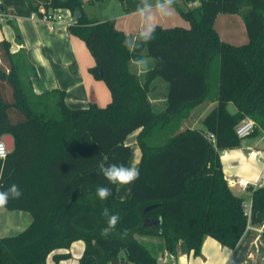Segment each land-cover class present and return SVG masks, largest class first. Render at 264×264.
Here are the masks:
<instances>
[{
  "label": "trees",
  "instance_id": "16d2710c",
  "mask_svg": "<svg viewBox=\"0 0 264 264\" xmlns=\"http://www.w3.org/2000/svg\"><path fill=\"white\" fill-rule=\"evenodd\" d=\"M83 6L82 0H50L45 9L82 11L67 28L94 58L90 73L110 90L105 107L70 108L60 89L36 94L38 72L26 52L0 42V141L10 135L15 142L0 159V190L16 184L22 192L3 208L31 217L18 235L0 237V264H47L49 258L59 264L78 241L85 244L79 264H159L160 254L199 256L206 237L232 250L256 229L264 239V186L235 195L221 162L222 152L243 147L236 133L243 121L255 123L249 137L264 133V0H183L175 7L190 27L157 26L155 38L140 47L114 19L88 20ZM219 14L242 17L247 44L220 39ZM141 58L153 61L150 71L135 69ZM216 62L215 106L202 129L182 130L192 111L212 99ZM158 80L166 86L161 109L151 101ZM136 132L140 176L130 197L120 199L119 184L109 183L98 164L129 165L126 141ZM100 186L111 189L106 200L96 194ZM105 208L120 216L107 238L101 236Z\"/></svg>",
  "mask_w": 264,
  "mask_h": 264
},
{
  "label": "crops",
  "instance_id": "0c3cea01",
  "mask_svg": "<svg viewBox=\"0 0 264 264\" xmlns=\"http://www.w3.org/2000/svg\"><path fill=\"white\" fill-rule=\"evenodd\" d=\"M101 1L103 0L96 2L98 3ZM82 2L83 4H92L90 0H82ZM148 2L150 4H155V0H148ZM182 2L183 0H174L170 8L154 9L152 16L147 21L143 17V13L137 12L140 0H119L118 6L120 10L116 12H110L106 4H104L105 6L102 4L103 12L100 16L89 12L85 6H83V12L88 20L94 22H104L109 19H114L116 28L133 38L136 37V34L145 23H148L154 28L157 26L163 28H189V23L180 15L175 7V4L181 5ZM49 4L50 0H0V11L10 16L6 22H0V42L3 40L9 41L13 53H17L21 49L26 52L28 59L38 72V76L32 80V87L36 94H43L50 90L60 89L65 92L66 104L70 108H86L91 104H95L99 107L107 106L112 100L110 90L102 80L96 79L90 73V68L94 66L95 62L85 43L78 37L71 35L65 25H60L53 29L48 23L32 18V13L35 12L32 6H39V9H45V6ZM197 5L198 3H194L191 6L196 7ZM57 11L67 19L71 16L68 11ZM64 12L67 13V16H64ZM15 26H17L20 31L21 41L17 39ZM214 26L220 39L226 43L240 46L247 44L249 41L245 23L239 14H219L215 20ZM144 60L147 65L153 63L149 58H145ZM136 67L135 69L139 72L142 71L138 66ZM156 86L157 88H155L152 93L151 101L161 109L167 101L166 86L160 80L157 81ZM215 96L216 95H213L210 101L207 100L203 102L192 111L190 117L183 122L182 130L195 129L196 124H202L203 118L215 106ZM206 103V107L199 116H193V112L203 107ZM231 105L232 103L228 105V110L230 113L235 114L237 108L235 111L231 110L230 107L234 109ZM137 135L138 132L128 137V139L130 137L132 138L131 143L128 142V139L126 141L127 144L131 146L132 153L133 150L138 147L136 143ZM253 146L257 149L253 150L252 147L248 146L243 141L242 148L227 150L221 153L223 172L235 195L242 196L247 195V193L246 190L241 189L239 186L233 187L231 181L243 178L250 183H254L264 173V159L255 155L257 150H264L258 148L255 144ZM139 161L140 158L135 161L134 165L138 166ZM129 165H132V161H130ZM132 185L133 183L129 185L119 184L117 192L118 198L126 199L130 197ZM17 213L21 214H16V217L26 222L29 226L31 223L30 215L27 214L28 216H26V213L22 212ZM1 231L2 229L0 228V232ZM254 231L261 232V229H256ZM139 240L147 243L148 238L140 237ZM81 242L82 241L75 242L68 251L71 254V258L59 264H68L69 262H71V264H79V259L85 249L84 242L83 244H81ZM246 243L247 242L240 245L238 249L232 250L222 246L214 239L206 237L200 255L197 257L193 254L189 256L186 255V259L182 260L181 263L230 264V262L235 260L234 264H239V255L242 248L246 246ZM73 254L76 256L74 262L71 261L73 259ZM253 257L254 256L250 253L248 259H253ZM51 263L56 264L49 258L47 264ZM261 264H264V257Z\"/></svg>",
  "mask_w": 264,
  "mask_h": 264
},
{
  "label": "clouds",
  "instance_id": "9594fccd",
  "mask_svg": "<svg viewBox=\"0 0 264 264\" xmlns=\"http://www.w3.org/2000/svg\"><path fill=\"white\" fill-rule=\"evenodd\" d=\"M174 0H155V4H150L148 0H140V4L137 7L138 13H143V17L147 21L153 14L154 9H167L172 6ZM137 44L135 47H140L143 44H147L155 38V29L148 23H145L143 27L136 34ZM125 46H128V40L125 41ZM137 66L143 72L150 71L147 63L144 59H138L135 61ZM5 153L0 148V159H3ZM98 171L102 174L106 180L111 184L129 185L139 179L140 171L135 165L124 164H110L105 165L103 162L98 164ZM3 176V168L0 167V177ZM96 194L100 200H106L111 195V189L106 186H100L96 190ZM22 196V192L18 185L12 184L7 190H0V207H4L8 204L10 199H19ZM102 215L106 218V226L101 230V236L107 238L115 229L120 221L118 214L111 213L109 209L105 208L102 211ZM123 236H127V230L122 233Z\"/></svg>",
  "mask_w": 264,
  "mask_h": 264
},
{
  "label": "rangeland",
  "instance_id": "374dc122",
  "mask_svg": "<svg viewBox=\"0 0 264 264\" xmlns=\"http://www.w3.org/2000/svg\"><path fill=\"white\" fill-rule=\"evenodd\" d=\"M102 2H104V3H102ZM102 4L103 5L106 4V6L108 7V10L110 12H116V11L120 10V7L118 6L119 0H103V1L98 2V3L97 2H94L92 4L86 3V4H84V6L89 12H92L94 15L100 16L103 12L102 11ZM66 14L67 13L64 12V16H67ZM217 66H218V62H216V66L214 67V70H213L214 75H212V81H211L212 96L216 95V93H217V79H218V77H217L218 76ZM206 105H207V103L203 107L196 109L193 112V116L198 117L199 114L202 112V110L206 107ZM231 106H233V108H234V109H232V107H230L231 110L235 111L236 106H234L233 104ZM195 127H196L195 129H202L203 125L202 124H200V125L196 124ZM243 141L248 146L252 147L253 150L257 149L256 147L253 146L254 144L257 145L258 148L264 150V133L263 132H260V134L258 136L247 137ZM128 142H130V143L132 142L131 137L128 139ZM139 158H140V148L137 147V149L133 150L132 159H131L132 165H134L135 161H137V159H139ZM120 195H121V192H120ZM245 201H246V204L249 203V200L247 198H245ZM16 214H21V213L11 212V211L4 209L3 207H0V228L2 229V231L0 232V237L16 236L19 233H21L23 231V229L28 227L26 222H24L21 219L16 217ZM26 216H28V215L26 214ZM257 233H259V234H254L247 241L246 246H244L242 248V251H241L239 258H238V260L240 261L239 264H261L262 259L264 257V239L261 237L262 230H261V232L259 231ZM81 244H83V242H81ZM250 253L254 256L253 259H248V256L250 255ZM164 256H165V254H160L158 257V261L160 259L164 258ZM75 257L76 256L73 254V259L71 260L72 262H74V260H76ZM174 262L177 264H181V261L178 258H175ZM64 264H66V263H64ZM68 264H71V262H69ZM130 264H134V263H130Z\"/></svg>",
  "mask_w": 264,
  "mask_h": 264
},
{
  "label": "built area",
  "instance_id": "2783aa9c",
  "mask_svg": "<svg viewBox=\"0 0 264 264\" xmlns=\"http://www.w3.org/2000/svg\"><path fill=\"white\" fill-rule=\"evenodd\" d=\"M70 15H71L70 18L67 19V18L63 17V15L60 12H58L57 10L46 11L45 9L40 8L38 12L32 13V18L42 20V21L48 23L53 29H55V27L60 26V25H65L68 27L69 25L73 24L75 18L71 13H70ZM9 18H10V16L8 14L0 11V22L1 23L5 22ZM254 128H255V123L252 120L247 119V120L243 121L240 125L237 126V128H236L237 136L240 139L244 140L245 138H247L251 135ZM210 138L214 139V136L210 135ZM0 148H2L4 153H5V156L3 158V159H5L7 157V155L9 154V152H8L6 144L2 140L0 141ZM255 155L257 157L264 159V151H262V150H257L255 152ZM231 185L233 187L239 186L243 190H246L250 186H252L254 188H257L259 186H264V173L254 183H250L249 181H247L243 178H238L234 181H231ZM185 257H186V255L180 256L178 259L180 261H182V260L186 259ZM174 259L175 258L173 256H171L170 262H169V254H165L164 258L159 260V264H177L174 262ZM181 264H183V263H181Z\"/></svg>",
  "mask_w": 264,
  "mask_h": 264
},
{
  "label": "water",
  "instance_id": "95a60500",
  "mask_svg": "<svg viewBox=\"0 0 264 264\" xmlns=\"http://www.w3.org/2000/svg\"><path fill=\"white\" fill-rule=\"evenodd\" d=\"M81 17H82V11L80 9H77L74 13V18L79 19ZM2 141L6 144L9 153L14 150L15 142L12 136L6 135L2 138ZM170 257L171 255H169V262H170Z\"/></svg>",
  "mask_w": 264,
  "mask_h": 264
}]
</instances>
